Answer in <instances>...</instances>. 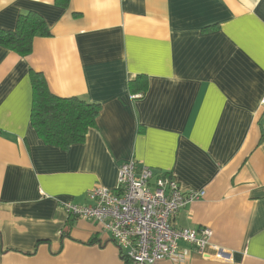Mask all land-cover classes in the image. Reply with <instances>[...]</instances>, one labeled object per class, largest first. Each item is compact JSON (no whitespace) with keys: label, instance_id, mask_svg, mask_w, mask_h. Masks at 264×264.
Instances as JSON below:
<instances>
[{"label":"crops","instance_id":"1","mask_svg":"<svg viewBox=\"0 0 264 264\" xmlns=\"http://www.w3.org/2000/svg\"><path fill=\"white\" fill-rule=\"evenodd\" d=\"M30 14L49 35L26 57L0 46V264H125L62 206L113 190L132 159L203 191L174 225L230 254L180 243L182 261L157 264H264V0H0V32ZM32 73L100 107L82 143L33 129Z\"/></svg>","mask_w":264,"mask_h":264},{"label":"built area","instance_id":"2","mask_svg":"<svg viewBox=\"0 0 264 264\" xmlns=\"http://www.w3.org/2000/svg\"><path fill=\"white\" fill-rule=\"evenodd\" d=\"M204 196L203 191L181 190L173 176L156 175L132 159L119 167L113 190L94 187L86 192L85 204L67 202L62 209L68 217L90 221L106 232L129 264L182 261L180 243L203 256L209 248L217 260L228 262L229 253L210 246L211 230L174 225L182 209Z\"/></svg>","mask_w":264,"mask_h":264},{"label":"trees","instance_id":"3","mask_svg":"<svg viewBox=\"0 0 264 264\" xmlns=\"http://www.w3.org/2000/svg\"><path fill=\"white\" fill-rule=\"evenodd\" d=\"M56 5L66 8L69 0H55ZM49 30L44 20L36 15L20 18L14 31L0 32V46L20 57L32 51L35 37H46ZM32 108L30 121L33 129L49 145L63 150L82 143L89 129L95 126L100 112L98 105L77 98L61 99L51 95L44 79L31 74ZM145 90V87L142 86ZM125 264H129L125 261Z\"/></svg>","mask_w":264,"mask_h":264}]
</instances>
